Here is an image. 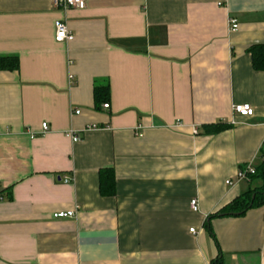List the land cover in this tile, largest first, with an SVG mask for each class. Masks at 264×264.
<instances>
[{
    "label": "crops",
    "instance_id": "obj_1",
    "mask_svg": "<svg viewBox=\"0 0 264 264\" xmlns=\"http://www.w3.org/2000/svg\"><path fill=\"white\" fill-rule=\"evenodd\" d=\"M56 20L72 40H55ZM257 44L264 0H0V56L20 60L0 70V264H264V205L204 225L256 187L237 175L263 160ZM219 122L231 126L204 132Z\"/></svg>",
    "mask_w": 264,
    "mask_h": 264
},
{
    "label": "trees",
    "instance_id": "obj_2",
    "mask_svg": "<svg viewBox=\"0 0 264 264\" xmlns=\"http://www.w3.org/2000/svg\"><path fill=\"white\" fill-rule=\"evenodd\" d=\"M248 52L252 53V65L256 70L264 71V45L257 44L252 45ZM20 67V60L17 56L8 55L0 56V70H18ZM94 88V100L95 105L98 109L105 102H110V85L107 83L95 82ZM230 124L224 123H213L211 125L205 126L206 134H215L224 131L226 128L230 127ZM261 180V184L252 187L247 191L242 192V194L227 205L219 209L213 215L206 220L204 225H206L210 231H212L209 221L215 217H228V216H243L252 208H257L264 205V149H263V160L256 166L255 174L250 176L251 180L254 179ZM116 174L113 169H104L100 171L99 186L100 191L103 195L113 196L116 193ZM210 264H223L222 257H217L212 260Z\"/></svg>",
    "mask_w": 264,
    "mask_h": 264
},
{
    "label": "built area",
    "instance_id": "obj_3",
    "mask_svg": "<svg viewBox=\"0 0 264 264\" xmlns=\"http://www.w3.org/2000/svg\"><path fill=\"white\" fill-rule=\"evenodd\" d=\"M53 3V6L55 8H85L86 7V0H51ZM228 24H230V29L232 31H236V29L239 27L238 20L235 18H230L228 21ZM56 33H55V40L57 42H64V41H70L74 38V34L71 30H69L65 20H56L54 24ZM70 80L73 79V75L69 76ZM102 107L104 109H108L110 107V102H105L102 104ZM235 113L238 115L244 117H252L254 114V109L250 106L248 103H239L238 105H235L233 107ZM79 110H76L75 113H79ZM178 126H181V123L177 124ZM49 130V125L47 122H43L41 125V133H46ZM194 133H197V128H194ZM66 136L71 137L74 142L78 141L80 139L78 133L73 130L69 129L68 132H66ZM34 137L33 135L31 136ZM256 166H252L250 164L244 165L241 167V169L238 172L237 179L238 181L241 180H248L250 179V176L255 174ZM71 180L70 177H64L63 181L65 183H69ZM228 183H232L231 180H227ZM190 207L192 211L198 212L199 210V200L198 198H193L190 202ZM74 214V211H56V213L53 215L55 218L57 217H71ZM191 231L194 232V228H191Z\"/></svg>",
    "mask_w": 264,
    "mask_h": 264
},
{
    "label": "rangeland",
    "instance_id": "obj_4",
    "mask_svg": "<svg viewBox=\"0 0 264 264\" xmlns=\"http://www.w3.org/2000/svg\"><path fill=\"white\" fill-rule=\"evenodd\" d=\"M260 180L259 179H254V182H253V186H256V185H258V184H260Z\"/></svg>",
    "mask_w": 264,
    "mask_h": 264
}]
</instances>
